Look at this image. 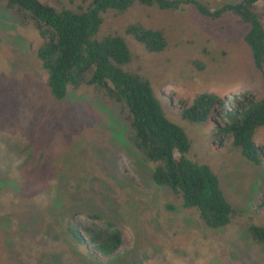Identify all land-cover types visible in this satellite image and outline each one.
Here are the masks:
<instances>
[{"label": "rangeland", "instance_id": "374dc122", "mask_svg": "<svg viewBox=\"0 0 264 264\" xmlns=\"http://www.w3.org/2000/svg\"><path fill=\"white\" fill-rule=\"evenodd\" d=\"M178 1V0H169ZM211 11L244 0H197ZM104 0H45L56 10L97 11ZM255 12L264 27V6ZM93 39L123 38L133 60L127 73L149 81L157 98L191 104L200 93L225 100L250 92L264 98V76L246 42L250 27L231 12L220 18L190 5L162 8L138 2L125 12L98 11ZM142 24L164 33L162 52L151 53L132 35ZM42 44L32 22L0 3V264H264V246L248 227H264V162L257 166L240 148L216 137L214 124L180 115L167 118L191 141L186 156L218 177L235 214L212 229L181 196L153 180L156 164L135 149L127 113L92 87L68 86L57 100L47 86L37 50ZM216 122L224 120L216 117ZM254 142L264 146V127ZM75 211L97 213L118 223L124 245L113 256L99 255L70 232ZM95 228L85 216L75 220ZM94 254V255H93Z\"/></svg>", "mask_w": 264, "mask_h": 264}, {"label": "trees", "instance_id": "16d2710c", "mask_svg": "<svg viewBox=\"0 0 264 264\" xmlns=\"http://www.w3.org/2000/svg\"><path fill=\"white\" fill-rule=\"evenodd\" d=\"M149 1L104 0L97 4V11L78 13L56 10L45 0H0V3L38 29L42 44L37 57L48 74L47 86L55 99H64L68 86L76 89L86 85L105 101L120 104L129 116L135 149L146 162L156 164L154 182L181 196L184 208L196 209L200 220L208 227L223 228L230 224L235 211L212 170L186 156L191 141L181 127L167 118V114H177L195 123L211 120L217 138L231 142V147L241 149L243 157L260 166L264 162V146L254 142V135L258 128L264 127V98L257 100L250 92H245L229 103L235 108L220 112L225 100L215 93L205 92L197 95L191 104L177 99L181 106L178 108L163 95L157 98L149 81L139 74L125 72L122 66L131 63L133 55L123 38L93 39L100 27L98 11L125 12L135 2L147 5ZM155 1L162 8L190 5L214 18L228 12L239 16L250 27L245 39L255 55L257 69L264 76V27L255 12L256 5L264 6V0H244L240 5L226 6L219 11H211L197 0ZM127 33L148 52L166 49V37L161 31L135 24ZM216 117L222 118L223 124L216 122ZM259 207L264 211V198ZM79 215L93 221L95 228L79 226L74 221ZM71 218V234L77 240L86 241L99 255L113 256L123 247L124 232L115 221L83 211H75ZM248 232L253 241L264 246V227L251 225Z\"/></svg>", "mask_w": 264, "mask_h": 264}]
</instances>
